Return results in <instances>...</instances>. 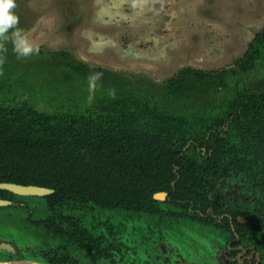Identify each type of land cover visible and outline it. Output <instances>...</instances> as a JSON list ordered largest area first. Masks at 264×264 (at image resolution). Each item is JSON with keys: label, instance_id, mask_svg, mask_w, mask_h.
Segmentation results:
<instances>
[{"label": "trees", "instance_id": "16d2710c", "mask_svg": "<svg viewBox=\"0 0 264 264\" xmlns=\"http://www.w3.org/2000/svg\"><path fill=\"white\" fill-rule=\"evenodd\" d=\"M236 62L237 70L183 67L161 83L139 79L136 93L80 112L38 111L26 100L0 102V182L54 190L33 197L0 189V198L13 202L0 207V238L20 241V258L76 264L75 256H66L70 247L105 264H125L128 241L117 223L127 217L155 221L154 192L170 190L174 180L178 190H212L213 172L216 178L224 174L216 164H230L236 177L263 178L264 79L245 89L234 71L248 76L264 69V28ZM69 65L91 70L73 60ZM108 75L122 89L132 85ZM197 164L213 168L207 172ZM26 235L53 253L29 252L21 240Z\"/></svg>", "mask_w": 264, "mask_h": 264}, {"label": "rangeland", "instance_id": "374dc122", "mask_svg": "<svg viewBox=\"0 0 264 264\" xmlns=\"http://www.w3.org/2000/svg\"><path fill=\"white\" fill-rule=\"evenodd\" d=\"M16 4L18 27L43 54L18 58L11 53L13 48L0 54L4 58L0 65V102L27 100L39 110L54 109L65 98L71 100L64 108L76 109L82 86L80 98L88 104H82L81 109L102 95V86L96 84L93 91L85 86L93 75L91 71L85 76L71 73L75 78L61 77L68 70L65 63L69 65L71 60L134 79L128 89L131 93L139 79L161 83L183 67L202 72L235 69L254 35L264 28V0H16ZM66 14L75 25L71 29L67 28ZM74 15L78 17L75 21ZM59 50L69 52V60L45 56ZM51 64L56 66L54 71ZM50 68L52 71L47 72ZM261 78L264 79V69L259 66L247 83ZM127 88L123 85L125 91ZM135 236L131 233L130 241ZM23 238L22 241H33L28 235ZM178 239L176 236L174 241L179 242L182 256L176 264L199 263L196 259L202 256L200 250L191 252L186 241ZM16 244L21 250L24 247L20 241ZM36 248L29 252L37 253ZM65 252L73 257L76 253L84 264H105L88 261V254L70 247ZM127 255L129 264H172L156 263L149 256L135 261V255ZM37 257L45 258L40 253ZM6 258L0 252V259Z\"/></svg>", "mask_w": 264, "mask_h": 264}, {"label": "flooded vegetation", "instance_id": "af4514ba", "mask_svg": "<svg viewBox=\"0 0 264 264\" xmlns=\"http://www.w3.org/2000/svg\"><path fill=\"white\" fill-rule=\"evenodd\" d=\"M68 16L69 14L65 15V19L69 24L67 28L71 29L75 25L73 22L68 21ZM77 18L74 15L72 20L75 21ZM5 47L7 51L0 52V54L8 53L13 48V45L11 42H8ZM62 52H66L71 56L65 50L49 52L45 56H57L62 60ZM11 53L14 54V50ZM38 54H43V52L39 50ZM74 63L75 65L84 64L93 70L81 72L76 71L74 65H65L68 70H64L61 73V77L75 78L71 73L85 76L90 71L93 74L96 72L102 73V77L96 82L97 85L102 86V95L98 97L96 102L89 104V106L97 103L105 105L108 102H112V99L124 98V96L128 95L130 85L127 91H125L121 88L120 83L119 85H115L110 80L111 76L108 75L109 73L114 74L119 82H121V77H118L115 73L103 67H90L83 62L74 61ZM236 63V68L230 70H237ZM50 66L54 71L56 66L52 64ZM50 71H52L51 68L47 70V72ZM234 72L237 74V79L239 77L242 79L238 82V86L246 89L250 74L245 76L240 71ZM77 80L79 78H76ZM130 80L132 84L135 82L132 78ZM82 88L83 86L80 88L79 98H77V104L74 106L76 109L64 108L63 105L71 100L66 98L58 107L50 110H39L32 106L38 111L80 112L85 109H81L80 106L85 103L88 104V101L84 102L80 98ZM113 90L114 96L110 95ZM187 147L188 145L184 146L183 150ZM199 150L202 152V155H206L204 147L199 148ZM197 165L206 167L207 172L213 168L212 164ZM216 165L223 167L224 174L216 178L213 172V177L215 178L211 179L215 180L216 183L212 190L195 194L190 192L191 189L189 187H186V190L184 188L178 190L176 189L174 180L170 183V190L156 191L152 194V199L155 201L153 211L158 220L156 218L154 219L155 221H152L137 217H127V221L121 219L118 221L116 230L119 232V235L120 233L123 236L125 235L124 238L128 241V248L121 255V260L125 264H129L131 261L128 259L127 254L131 256L135 255V261L141 259L140 257L145 258L149 256L156 263L160 261L172 264L178 263L182 254L178 252L179 246L177 244L179 242L174 241L176 236L179 238L178 241L181 239L186 241V246L188 245V247L192 248L191 252L196 253V248L200 250L198 253L202 256L196 260L201 264H264V177L261 179L249 178L248 176L236 177L232 175V170L229 172L226 167L230 164ZM192 224L194 228L191 227ZM22 230L19 231L21 232L19 233L21 237L23 234ZM131 233L136 235V238L132 241H130L132 239ZM4 241L16 246V243L9 239L0 238V242ZM32 242H27L30 249L37 247V252L39 251L42 254L53 253L51 249L39 247L40 245L38 244L34 246V242ZM74 250L88 254L76 248ZM74 255L77 258L76 264H84L81 262L83 259L80 256H77L76 253ZM66 256L71 255L66 253ZM88 256L90 257V259H87L88 261H96L93 255L88 254ZM70 258L73 259V256ZM200 260L204 262L202 263Z\"/></svg>", "mask_w": 264, "mask_h": 264}, {"label": "clouds", "instance_id": "9594fccd", "mask_svg": "<svg viewBox=\"0 0 264 264\" xmlns=\"http://www.w3.org/2000/svg\"><path fill=\"white\" fill-rule=\"evenodd\" d=\"M17 8L16 0H0V52H6L5 45L11 42L13 50L18 58H27L31 55L39 53V46L34 44L25 33L18 27L19 16L14 11ZM4 62V58L0 56V65ZM2 74V73H0ZM102 73H94L89 77V89L95 90L96 82L100 79ZM114 96V90L110 93ZM91 99V97H89Z\"/></svg>", "mask_w": 264, "mask_h": 264}, {"label": "water", "instance_id": "95a60500", "mask_svg": "<svg viewBox=\"0 0 264 264\" xmlns=\"http://www.w3.org/2000/svg\"><path fill=\"white\" fill-rule=\"evenodd\" d=\"M0 189L7 190L18 196H45L51 194L53 189L37 186V185H23L13 182H0ZM157 196V195H156ZM13 202L7 199L0 198V207L12 205ZM17 246V247H16ZM12 245L9 242H0V252L6 253L12 256V259H0V264H50L41 260L33 258H20L24 251L16 244Z\"/></svg>", "mask_w": 264, "mask_h": 264}]
</instances>
